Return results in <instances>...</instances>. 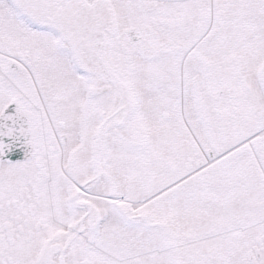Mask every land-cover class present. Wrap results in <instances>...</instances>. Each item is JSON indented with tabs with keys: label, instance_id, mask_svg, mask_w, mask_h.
Segmentation results:
<instances>
[{
	"label": "snow or ice",
	"instance_id": "obj_1",
	"mask_svg": "<svg viewBox=\"0 0 264 264\" xmlns=\"http://www.w3.org/2000/svg\"><path fill=\"white\" fill-rule=\"evenodd\" d=\"M0 264H264V0H0Z\"/></svg>",
	"mask_w": 264,
	"mask_h": 264
}]
</instances>
